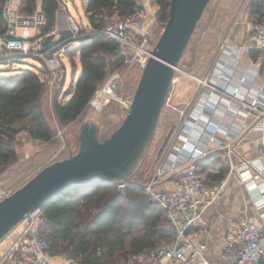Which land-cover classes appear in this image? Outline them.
Masks as SVG:
<instances>
[{"label": "built area", "instance_id": "2783aa9c", "mask_svg": "<svg viewBox=\"0 0 264 264\" xmlns=\"http://www.w3.org/2000/svg\"><path fill=\"white\" fill-rule=\"evenodd\" d=\"M58 1L56 20L60 13H65L70 37L56 45L54 36L63 30L61 24V30L56 23L52 31L41 34L44 14L39 4L32 14L21 11V0H5L2 8L5 29L0 33V60L27 55L38 57L45 69L40 78L51 86L65 78L61 54L71 40L79 37L81 28L69 13L68 5ZM141 1L140 9L150 4V0ZM134 15L114 14L103 30L90 33L107 34L116 40L126 60L133 56L144 66L156 41L147 24L139 26L134 22ZM248 26L256 48L254 64L264 65V19L249 17ZM235 48L229 46L226 38L218 54L228 58L235 53ZM224 62L218 58L205 78L188 73L196 81L197 90L185 106L169 104L168 95L165 99L164 104L170 105L178 119L143 184V193L162 210L165 229L173 231L174 236L109 264H214L203 240L210 229L205 214L232 179L240 183L257 214H245L229 221L222 237L220 258L228 264H264V139L243 140L250 131L264 129V92L254 87L248 73H235V81L231 72L223 69ZM113 94L114 84L107 81L95 91L89 104L98 107L100 96H104L106 103ZM236 117L245 121L237 122ZM242 142H248L255 149L253 156L238 150ZM222 169V175L218 176ZM125 185V181L118 182L121 190ZM44 224L41 207L27 213L0 239V264H54ZM61 264L82 263L63 257Z\"/></svg>", "mask_w": 264, "mask_h": 264}, {"label": "trees", "instance_id": "16d2710c", "mask_svg": "<svg viewBox=\"0 0 264 264\" xmlns=\"http://www.w3.org/2000/svg\"><path fill=\"white\" fill-rule=\"evenodd\" d=\"M4 2L0 0V33L5 29ZM152 2L157 6V22L164 26L170 0ZM37 5L38 0H21V11L32 14ZM58 8V0H40L44 14L41 34L55 28ZM139 9L136 0H86L85 14L92 31L100 32L112 15L125 17ZM248 9L250 18L264 19V0H250ZM69 37V32L60 31L54 45ZM77 39L80 40L77 46L65 49L71 56L78 54L77 81L67 88L65 100L59 99L60 92L52 99L53 112L60 125L76 120L88 107L108 70L120 67L125 60L116 40L103 32L85 33L81 27ZM44 71L43 67L34 65L0 75V174L17 159L14 141L20 132L43 142L54 138L42 109L41 98L47 87L40 78ZM63 82L64 78L62 85ZM145 181L128 179L122 190L119 181H90L53 195L41 206L45 219L43 230L50 248L53 242L58 251L82 264H109L153 248L159 240L172 238L173 231L161 224L166 221L162 210L143 193Z\"/></svg>", "mask_w": 264, "mask_h": 264}, {"label": "rangeland", "instance_id": "374dc122", "mask_svg": "<svg viewBox=\"0 0 264 264\" xmlns=\"http://www.w3.org/2000/svg\"><path fill=\"white\" fill-rule=\"evenodd\" d=\"M63 1L68 5L69 13L74 17L76 23L84 28L85 33H90L92 28L85 14L86 0ZM136 2L142 5L141 0H136ZM249 3L250 0H210L208 2L175 70L174 80L167 94L169 104L181 108L188 103V93L192 91L191 88H188L189 71L197 76L207 73L208 68L216 60L221 43L227 38L225 35L231 30L230 27L232 28L233 23L240 18V13L249 8ZM156 9L157 6L150 0V4L146 8L139 9L134 15V22L137 25H148L155 41L163 29V26L157 22ZM62 14L57 16L56 25L60 28L61 24L62 29L67 31L65 13L63 19ZM145 14L148 16L151 14L152 20H147L148 17L144 18ZM153 20L154 25H152ZM54 37L57 40L59 34ZM79 42L78 39L71 40L69 47L77 46ZM12 59L0 60V75L13 73L17 69L33 68L34 65L41 68L43 65L41 59L31 55ZM61 59L65 66L63 85L62 81H58L52 86L46 85L41 98L43 113L54 131V138L51 141L43 142L30 137L24 131L16 135L14 144L17 159L0 174V196L2 198L21 186L43 166L76 153L79 146V132L84 123L92 122L96 125L97 136L100 140L108 137L122 122L143 68L142 61L138 58L130 56L126 60L125 57L120 67L108 70L105 80L97 89L99 90L107 81L113 82L114 94L109 97L108 101L104 103V96H100L98 99L101 101V105L95 107L89 104L76 120L60 125L52 108L53 96L60 92L59 99L65 100L68 97L67 88L75 84L80 72L78 54L71 56L62 52ZM73 67H75L74 74L72 73ZM177 119L178 114L171 110L170 105L164 104L150 142L129 173V180L144 182L152 173L160 155L159 150L162 143L170 129L175 126ZM161 222L165 227L166 221ZM57 249V246L51 242L50 254L53 256V263L61 264L63 257L66 258V256Z\"/></svg>", "mask_w": 264, "mask_h": 264}, {"label": "water", "instance_id": "95a60500", "mask_svg": "<svg viewBox=\"0 0 264 264\" xmlns=\"http://www.w3.org/2000/svg\"><path fill=\"white\" fill-rule=\"evenodd\" d=\"M209 1L170 0L167 21L142 68L120 125L100 140L96 125L84 123L76 153L43 166L21 186L1 198L0 239L27 213L69 187L90 181H128L129 173L150 142L175 68ZM171 132L172 129L161 148Z\"/></svg>", "mask_w": 264, "mask_h": 264}, {"label": "crops", "instance_id": "0c3cea01", "mask_svg": "<svg viewBox=\"0 0 264 264\" xmlns=\"http://www.w3.org/2000/svg\"><path fill=\"white\" fill-rule=\"evenodd\" d=\"M38 4L40 5V0H38ZM240 14V18L233 23L232 28L230 27L231 30L225 35L227 36L229 46L231 48L236 47L235 53L232 52L228 58L218 54L215 62L218 58H220L222 62L226 61L224 62L225 65L223 69L231 72L235 81L237 80V75L235 73L239 75H241L242 72L248 73L250 75L248 79L254 83V87H260L264 92V65H255L253 61L256 48L249 37V9L247 8V10ZM63 18L64 15L62 14V19ZM214 64L209 67L207 73L202 76H197L192 71H189V73L199 78H205L208 73L213 70ZM196 84V81L188 75V88L192 89L191 93H188V103L195 96L197 90ZM236 120L240 123L245 121L240 117H236ZM251 137H258L263 140L264 129L263 131H250L245 135L243 140L250 139ZM238 150L246 156H253L255 154V149L250 146L248 142H242ZM245 214L255 216L257 212L249 196L243 191L240 183L232 179L229 181L220 197L209 207L205 214V220L209 223L210 229L208 234L204 235L203 240L207 242V254L214 264H228L220 258V251L223 244L222 237L227 229L229 221L237 220L239 216ZM257 223L261 225L260 222Z\"/></svg>", "mask_w": 264, "mask_h": 264}, {"label": "bare ground", "instance_id": "6f19581e", "mask_svg": "<svg viewBox=\"0 0 264 264\" xmlns=\"http://www.w3.org/2000/svg\"><path fill=\"white\" fill-rule=\"evenodd\" d=\"M151 16H152V15L150 14V15L148 16L147 20H148V19L150 20V19H151Z\"/></svg>", "mask_w": 264, "mask_h": 264}]
</instances>
